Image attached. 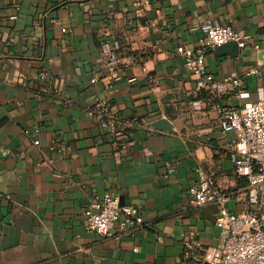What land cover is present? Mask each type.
I'll return each instance as SVG.
<instances>
[{
    "label": "crops",
    "instance_id": "1",
    "mask_svg": "<svg viewBox=\"0 0 264 264\" xmlns=\"http://www.w3.org/2000/svg\"><path fill=\"white\" fill-rule=\"evenodd\" d=\"M133 1L0 0V264H178L190 234L219 243V205L190 202L199 168L230 209L246 208L248 181L217 105L264 96V0H149L142 17ZM206 20L252 36L245 50L206 57L217 79L241 76L249 97L212 98L184 66L177 48L196 47ZM105 38L136 55L115 81ZM100 100L135 121L128 144L88 113ZM160 118L173 130L151 126ZM106 193L137 204L146 225L121 236L88 230L85 211Z\"/></svg>",
    "mask_w": 264,
    "mask_h": 264
},
{
    "label": "built area",
    "instance_id": "2",
    "mask_svg": "<svg viewBox=\"0 0 264 264\" xmlns=\"http://www.w3.org/2000/svg\"><path fill=\"white\" fill-rule=\"evenodd\" d=\"M148 4L149 0H134L136 15L144 16ZM162 18L167 17L162 15ZM200 27L204 36L196 47L180 45L177 48L184 66L196 76L198 88L208 90L212 98L235 94L241 98L249 97L248 91L241 90V76L229 74L217 79L209 71L206 57L209 49L228 43H235L245 50L252 36L232 24L213 20L204 21ZM121 48L118 38L101 41L103 61L109 78L114 81L121 77L123 66L136 61L133 53L121 56ZM92 81L97 78L93 77ZM217 108L221 128L234 133L232 158L236 173L248 181L247 206L242 210L230 209L227 205L230 195L216 185L205 170L197 169L199 179L188 188L190 202L193 205H219L216 218L220 229L219 243L206 246L197 233L190 234L184 240L183 256L178 264H264V96L242 106L217 105ZM88 113L112 135L116 144L120 141L129 143V129L135 121L123 119L108 101H98L89 107ZM85 216L87 229L105 236L130 235L146 225L140 207L135 203H123L115 193L96 196Z\"/></svg>",
    "mask_w": 264,
    "mask_h": 264
},
{
    "label": "water",
    "instance_id": "3",
    "mask_svg": "<svg viewBox=\"0 0 264 264\" xmlns=\"http://www.w3.org/2000/svg\"><path fill=\"white\" fill-rule=\"evenodd\" d=\"M230 44L236 45L235 43H228L225 45H230ZM151 126L156 127L158 129H163V130H173V125L166 118H160V119L153 121L151 123Z\"/></svg>",
    "mask_w": 264,
    "mask_h": 264
},
{
    "label": "trees",
    "instance_id": "4",
    "mask_svg": "<svg viewBox=\"0 0 264 264\" xmlns=\"http://www.w3.org/2000/svg\"><path fill=\"white\" fill-rule=\"evenodd\" d=\"M123 48L120 49V51L122 50Z\"/></svg>",
    "mask_w": 264,
    "mask_h": 264
}]
</instances>
